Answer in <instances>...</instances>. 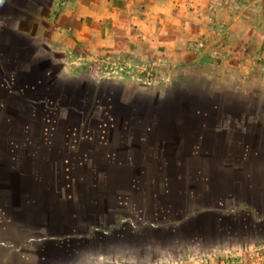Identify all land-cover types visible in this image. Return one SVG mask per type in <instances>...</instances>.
<instances>
[{
    "label": "crops",
    "instance_id": "crops-1",
    "mask_svg": "<svg viewBox=\"0 0 264 264\" xmlns=\"http://www.w3.org/2000/svg\"><path fill=\"white\" fill-rule=\"evenodd\" d=\"M33 16L0 29V264H162L264 231V0ZM146 65L166 83L139 81Z\"/></svg>",
    "mask_w": 264,
    "mask_h": 264
},
{
    "label": "rangeland",
    "instance_id": "rangeland-1",
    "mask_svg": "<svg viewBox=\"0 0 264 264\" xmlns=\"http://www.w3.org/2000/svg\"><path fill=\"white\" fill-rule=\"evenodd\" d=\"M45 2L46 0H43L41 2L40 1L28 2L26 7L23 8L25 14L18 16L17 13L16 15L15 14L8 15L6 9H4L6 6L9 5L10 0H0V29L1 27L8 28L10 26H14L13 24L18 26L20 29L27 28L26 24L32 23V20L34 18L33 15L37 12L43 11V6H45ZM10 6L11 3L9 5V8ZM13 6L15 7V5ZM16 16L23 19L21 20L18 18L17 20H11L12 18L14 19V17ZM9 17H11V19H9ZM22 22L26 23L24 24L23 27L19 26L20 24L23 25ZM261 47L264 49V43L261 45ZM203 50L205 51L204 45L202 50H200V52H203ZM210 53L211 52H209V54ZM219 59L220 58L213 59L209 56V60L212 61L215 60L218 61ZM253 60H262L264 64V57L262 56L260 58L257 59L255 58ZM98 75L100 77L99 73ZM258 76L259 75H256L255 78H258ZM86 77H89L88 73H86V75L83 77L85 81H86ZM196 78H198V80H202V78L199 77ZM97 81H99V79H97ZM165 83L166 81L159 80L155 82L153 85L155 84L160 85ZM213 87L215 88V86ZM258 95L259 97L264 98V93L260 92L258 93ZM243 233L244 235L241 234L239 237H236V241L232 242V244L220 246L217 250H213L212 247H208L209 245L207 243H205L207 246L202 245V243H200V245H197L199 249L190 250L187 253L186 255L187 259H182L184 257H182L180 252L175 251V253H172L173 259L171 260L168 259L167 262H164L162 264H264V231L262 230L259 232L257 228L256 229L250 228V229H246V231H243ZM144 255H146V253L139 255L138 262L145 263L148 261L147 256ZM155 264H160L159 258L157 257L155 258Z\"/></svg>",
    "mask_w": 264,
    "mask_h": 264
},
{
    "label": "built area",
    "instance_id": "built-area-1",
    "mask_svg": "<svg viewBox=\"0 0 264 264\" xmlns=\"http://www.w3.org/2000/svg\"><path fill=\"white\" fill-rule=\"evenodd\" d=\"M203 48V44H195L194 49L196 51H200ZM211 58H218V51H212L209 55ZM105 60V59H104ZM117 69H113V65L107 61H102L97 65L96 71L100 74L101 78L111 79V77L115 76V72ZM127 76H130L126 74ZM137 76L139 77V81L145 84L155 83L157 79V70L155 67L150 65H146L143 69L138 71Z\"/></svg>",
    "mask_w": 264,
    "mask_h": 264
},
{
    "label": "flooded vegetation",
    "instance_id": "flooded-vegetation-1",
    "mask_svg": "<svg viewBox=\"0 0 264 264\" xmlns=\"http://www.w3.org/2000/svg\"><path fill=\"white\" fill-rule=\"evenodd\" d=\"M4 9H6V7Z\"/></svg>",
    "mask_w": 264,
    "mask_h": 264
}]
</instances>
